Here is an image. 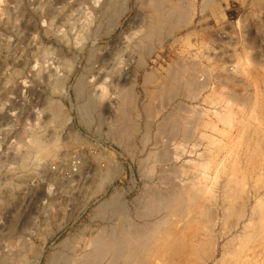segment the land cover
<instances>
[{
	"label": "rangeland",
	"instance_id": "obj_1",
	"mask_svg": "<svg viewBox=\"0 0 264 264\" xmlns=\"http://www.w3.org/2000/svg\"><path fill=\"white\" fill-rule=\"evenodd\" d=\"M152 1L0 0V264L85 257L194 183L215 207L209 264H264V0H187L175 30Z\"/></svg>",
	"mask_w": 264,
	"mask_h": 264
},
{
	"label": "bare ground",
	"instance_id": "obj_2",
	"mask_svg": "<svg viewBox=\"0 0 264 264\" xmlns=\"http://www.w3.org/2000/svg\"><path fill=\"white\" fill-rule=\"evenodd\" d=\"M152 1V0H151ZM168 2V7H166V12L167 14L165 15H161L155 14L153 16V18L155 19H151V24L153 23V25H159L163 27H165L166 25L168 27H170V29H174L177 27H180L181 23H186L187 24V20H188V14H189V5L186 4L187 0H154L152 1L153 3H150V7L151 5L156 6L158 8H160V4H164L165 2ZM190 1V0H189ZM210 1H208L207 4H209ZM212 2V0H211ZM192 4V3H191ZM206 4V8L209 7ZM205 5V4H204ZM193 6V5H190ZM163 7V6H162ZM153 8V7H152ZM155 8V7H154ZM153 8V9H154ZM180 8V9H177ZM205 8V9H206ZM192 10V8H190ZM157 10V9H156ZM161 10L163 11V9L161 8ZM158 12V11H157ZM156 12V13H157ZM191 12V11H190ZM152 13V12H151ZM164 14V12H163ZM150 16V15H149ZM151 17V16H150ZM187 21V22H185ZM191 20H189L190 22ZM156 23V24H154ZM150 24V25H151ZM185 25V24H184ZM159 27V26H158ZM152 29V28H151ZM157 29V28H156ZM166 29V28H165ZM150 30V28H149ZM168 30V29H167ZM170 31L169 33L171 34ZM175 30V29H174ZM151 31V30H150ZM159 31V30H158ZM162 31V30H161ZM169 31V30H168ZM167 31V32H168ZM156 32V30L154 31ZM166 32V31H165ZM151 33V32H150ZM159 32H157L158 34ZM150 35V34H148ZM153 35V34H152ZM160 35L161 32H160ZM147 36V35H146ZM151 36V35H150ZM149 39V38H148ZM150 41V40H149ZM140 43V42H139ZM136 45V44H135ZM139 45V44H138ZM140 46V45H139ZM148 47V46H147ZM150 47V46H149ZM147 50V48L145 49ZM141 60V58H140ZM119 61V60H118ZM123 61V60H122ZM120 62V61H119ZM122 63V62H121ZM140 63V62H139ZM141 64V63H140ZM146 74V73H145ZM150 74V72H149ZM147 73L146 77H148L149 75ZM178 74V73H177ZM153 75V74H152ZM173 75V74H172ZM169 76V75H168ZM179 76V75H177ZM145 78V77H144ZM149 78V77H148ZM171 78V77H170ZM173 78V76H172ZM199 78V77H198ZM192 79V78H191ZM196 79V78H195ZM194 79V80H195ZM172 80H176V79H172ZM199 80V79H198ZM144 81V79H143ZM178 81V80H176ZM186 81V80H185ZM188 81V80H187ZM60 82V81H59ZM146 82V81H145ZM174 84V83H173ZM171 85V84H170ZM180 86V85H178ZM129 90L130 88L127 87ZM187 88V86H186ZM169 89V88H168ZM177 90V89H176ZM179 90V89H178ZM177 90V91H178ZM165 93V92H164ZM129 92H126L124 90V92L122 91V93H119V97L122 98V101L119 103L121 104V113L124 116L126 114L125 111V106L126 104H128V102L131 100L130 97H132V93L131 95ZM162 94V93H161ZM174 94V92H173ZM126 96H129L126 98ZM167 96V95H166ZM171 96V95H170ZM120 98V99H121ZM133 99V98H132ZM120 101V100H119ZM132 101V100H131ZM133 102V101H132ZM131 104V103H129ZM128 104V106H129ZM129 110V109H127ZM58 111V110H56ZM54 113H58V112H54ZM174 113V112H173ZM171 113V114H173ZM201 113V112H200ZM175 115V114H174ZM177 115V114H176ZM56 116V115H55ZM121 116V114H120ZM119 116V117H120ZM128 115H126L125 117L127 118ZM59 117V115H58ZM57 118V117H56ZM124 118V117H122ZM121 118V119H122ZM124 121V120H123ZM127 121V119H126ZM175 121V120H174ZM173 121V122H174ZM183 121V120H182ZM178 122V121H177ZM125 123V122H123ZM129 123V122H128ZM126 124V123H125ZM130 124V123H129ZM126 126V125H125ZM163 126V125H162ZM166 127V126H165ZM183 127V126H182ZM125 128V127H124ZM160 129V128H159ZM126 130V128H125ZM162 130V129H161ZM178 130V129H177ZM119 131V130H118ZM124 131V130H123ZM122 131V132H123ZM164 131V130H163ZM187 131V130H186ZM165 132V131H164ZM178 132V131H177ZM159 133V132H158ZM119 134V133H118ZM170 134V133H169ZM127 136V135H126ZM38 138V137H37ZM35 141V140H34ZM31 143V142H30ZM33 143V141H32ZM31 143V144H32ZM36 143V142H35ZM38 143V142H37ZM41 143V142H40ZM30 144V145H31ZM42 144V143H41ZM39 145V143H38ZM37 145V147H39ZM44 145V144H43ZM33 146L34 143H33ZM46 146V145H45ZM36 147V146H35ZM41 147V146H40ZM45 148V147H44ZM48 148V147H46ZM127 148V147H126ZM35 149V148H34ZM43 150V148H41ZM128 149V148H127ZM52 151V150H51ZM168 150H165V152H167ZM39 152V151H38ZM41 152V150H40ZM39 152V153H40ZM49 152V151H48ZM152 152V151H151ZM150 152V153H151ZM164 152V153H165ZM46 153V152H44ZM148 153V154H150ZM155 153V152H154ZM164 153H163V157H164ZM168 153V152H167ZM172 153V152H171ZM182 153V152H181ZM42 154V153H41ZM49 154V153H48ZM152 154V153H151ZM45 155V154H44ZM42 155V156H44ZM155 155V154H154ZM171 155V154H170ZM41 156V157H42ZM161 156V157H162ZM179 156V154H178ZM166 157V156H165ZM169 157V155H168ZM167 158V157H166ZM172 159V157H170ZM163 159H161L160 161H162ZM170 160V159H169ZM110 167V166H109ZM187 167V166H186ZM235 167V166H234ZM108 168V167H107ZM117 169V168H116ZM114 171V170H113ZM123 171V168H121V171ZM172 171V170H171ZM116 172V171H115ZM115 172L113 174H115ZM119 172V173H120ZM167 172H170L169 170H167ZM178 172V171H177ZM107 173V172H106ZM176 173V172H175ZM109 174V173H108ZM117 174V172H116ZM119 175V174H118ZM110 176V175H109ZM112 176V175H111ZM115 177V175H113ZM169 176V174H168ZM177 176V175H176ZM167 177V176H166ZM170 177V176H169ZM112 178V177H111ZM108 179V178H106ZM234 179V178H233ZM199 180V179H198ZM196 182L199 183L200 181ZM108 181V180H107ZM168 181V180H166ZM189 181V180H188ZM191 181V180H190ZM196 181V180H195ZM229 181V180H228ZM111 182V181H109ZM186 182V180H185ZM184 182V183H185ZM227 182V181H226ZM190 183V182H189ZM182 184V183H181ZM187 184V183H185ZM195 184V183H194ZM189 185V186H184L179 188L178 186H180V184L176 187L177 190L171 193V194H167L165 197H161L160 198V192L158 193L157 191V195L155 196H151V197H147L148 200H143L142 203H144L142 209L139 208V212H138V217H145L148 214H151V216L157 215L159 212L162 211V215L159 216L157 218V216L155 218H157L156 220H152V223H145L143 225H133L130 224L127 221L124 223H128V224H119V230H110L112 232H110L106 237L104 235H99V237L95 238L96 240L93 241V244H89L91 247H94L92 251H89L85 254V257L80 256L81 258H77L74 256H70V254L65 253L63 256H60V258L63 260L64 264H94V263H100L101 261H103L104 259L107 261L106 264H199V259L196 257L197 254L201 253V251L205 252V247L206 245L209 244V252L206 253L205 258H203L201 262H203V264H209L210 260H212V258H215L216 253H217V248H216V241L218 240V237L216 236V234L214 233V223H216V220L214 219V213H213V208H211L210 206V201L206 200V198L203 196V192H204V188L200 182V186L203 187V189L201 187H198V184L195 185ZM227 186V185H226ZM232 186V185H231ZM153 187V186H152ZM152 187L150 188L152 190ZM229 187V186H228ZM168 188V187H167ZM172 188V187H170ZM169 188V191H170ZM223 188V186H222ZM158 189V188H157ZM150 190V193H151ZM216 190V189H215ZM233 190V188H232ZM154 191V190H153ZM168 191V190H167ZM148 192V191H147ZM146 192V193H147ZM230 192V191H229ZM156 193V192H155ZM164 193V192H163ZM170 193V192H169ZM226 193V192H225ZM233 193H231L232 195ZM160 195V196H159ZM234 195V194H233ZM147 196V195H146ZM145 196V197H146ZM150 196V195H149ZM225 196V195H224ZM213 197V196H212ZM228 197V195H227ZM231 200H232V196ZM238 197V196H237ZM217 198V197H216ZM225 198V197H223ZM236 198V197H234ZM114 199H118L116 197H114ZM227 200V198H225ZM229 199V198H228ZM211 200V198H210ZM224 200V199H222ZM230 200V201H231ZM118 200H116L117 202ZM142 201V200H139ZM236 201V199H235ZM137 202V201H136ZM215 202V200H214ZM213 202V203H214ZM108 203V201H107ZM106 203V204H107ZM112 205H116L115 202H112ZM211 203V204H213ZM225 203V202H224ZM233 203V202H232ZM109 204V203H108ZM107 204V205H108ZM111 204V202H110ZM109 204V205H110ZM141 204V203H139ZM218 204V203H217ZM107 205L104 206V204H101L103 211L107 210ZM117 205H121V204H117ZM138 205V203H137ZM135 205V206H137ZM219 205V204H218ZM231 205V204H230ZM107 206V207H106ZM111 206V205H110ZM125 206V205H124ZM220 206H222L220 204ZM113 207V206H111ZM122 207V206H121ZM214 207V206H213ZM218 207V206H217ZM224 208V205L222 206ZM98 208V207H97ZM109 208V207H108ZM116 206L113 208L115 209ZM120 208V206L118 207ZM138 208V207H137ZM136 208V209H137ZM215 208V207H214ZM226 208V207H225ZM101 209V208H100ZM99 209V210H100ZM235 209V208H234ZM98 210V211H99ZM117 212V208L115 209ZM130 210V209H129ZM216 210V209H214ZM226 210V209H224ZM97 211V210H96ZM122 212H120V210L118 211V214H124L126 211L124 209L121 210ZM128 211V210H127ZM230 211V210H229ZM109 212H112L109 210ZM113 212V213H114ZM124 212V213H123ZM227 212V211H226ZM105 213V217L108 216L106 215V212H102ZM127 214H129V212H126ZM131 213V212H130ZM134 213V212H133ZM148 213V214H147ZM216 213V212H215ZM225 213V212H224ZM100 212L96 213L97 216H99ZM116 214V213H115ZM114 214V215H115ZM118 216V215H117ZM124 216V215H122ZM127 217H129V215H126ZM133 216V215H132ZM150 216V217H151ZM116 217V216H115ZM121 217V216H120ZM143 217V218H144ZM218 217V215H217ZM126 218V217H125ZM113 219V218H112ZM115 219V218H114ZM130 219V218H129ZM132 219V218H131ZM135 219V217H134ZM142 220V219H141ZM148 220V219H147ZM215 220V222H214ZM121 221V220H120ZM119 221V222H120ZM149 221V220H148ZM151 221V220H150ZM252 221V220H251ZM115 222V221H114ZM116 223V222H115ZM132 223V222H131ZM251 223V222H249ZM118 224V223H117ZM137 224V223H136ZM141 224V223H139ZM200 224V225H198ZM217 224V223H216ZM110 225V224H109ZM117 227V226H116ZM247 227V226H246ZM113 229V228H112ZM191 230V231H190ZM216 230V229H215ZM245 230V229H244ZM106 231V230H105ZM104 231V232H105ZM108 231V230H107ZM189 231V232H188ZM103 232V231H102ZM100 232V233H102ZM219 233V231H218ZM222 233V232H221ZM104 234V233H103ZM223 234V233H222ZM206 237V238H205ZM221 237V236H220ZM219 237V238H220ZM205 238V239H204ZM222 238V237H221ZM68 242V239H65L63 243ZM62 243V242H61ZM70 243V242H68ZM72 243V242H71ZM216 243V244H215ZM43 244V243H42ZM74 243L71 244V248L72 245ZM44 245V244H43ZM66 245V244H65ZM88 245V246H89ZM69 246L66 245V247ZM87 246V247H88ZM61 247V246H60ZM219 247V246H218ZM68 248V247H67ZM90 248V247H89ZM73 249V248H72ZM76 249V248H75ZM88 249V248H87ZM226 249V248H225ZM224 249V251H225ZM42 250V249H41ZM71 250V249H70ZM69 250V252H70ZM74 250V249H73ZM72 250V252H73ZM77 251V250H76ZM62 252V251H61ZM75 252V251H74ZM84 252V251H83ZM81 251V253H83ZM202 252V253H203ZM37 253V251H36ZM39 253V252H38ZM42 253V252H41ZM41 253H39V258L36 262V264H38L40 262V257H41ZM56 253V252H55ZM54 253V254H55ZM85 253V252H84ZM83 253V254H84ZM59 254V253H57ZM225 252L222 253V256L220 259H218L214 264H219L221 262V260L224 259L225 256ZM64 255H66V257L68 256V258H66ZM203 255V254H202ZM205 255V254H204ZM53 256V255H52ZM59 256V255H58ZM196 256V257H195ZM55 257V255H54ZM22 258V257H21ZM195 258L197 259V261L195 260ZM200 258V257H199ZM202 258V257H201ZM200 258V259H201ZM53 259V258H52ZM51 260V259H50ZM61 260V262H62ZM216 260V259H215ZM54 261V260H53ZM51 262V264H56V258H55V262ZM58 261V260H57ZM63 262L61 264H63ZM104 262V263H105ZM212 262V261H211ZM58 263V262H57ZM60 263V260H59ZM202 264V263H201Z\"/></svg>",
	"mask_w": 264,
	"mask_h": 264
}]
</instances>
